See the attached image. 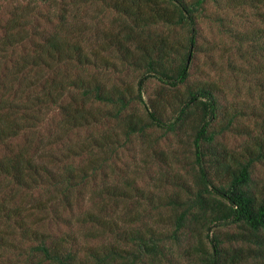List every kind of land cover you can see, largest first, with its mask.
<instances>
[{
  "label": "trees",
  "instance_id": "trees-1",
  "mask_svg": "<svg viewBox=\"0 0 264 264\" xmlns=\"http://www.w3.org/2000/svg\"><path fill=\"white\" fill-rule=\"evenodd\" d=\"M211 5L0 0V264H264V143L229 150L236 114L191 80ZM156 131L192 183L150 178L181 165Z\"/></svg>",
  "mask_w": 264,
  "mask_h": 264
},
{
  "label": "rangeland",
  "instance_id": "rangeland-1",
  "mask_svg": "<svg viewBox=\"0 0 264 264\" xmlns=\"http://www.w3.org/2000/svg\"><path fill=\"white\" fill-rule=\"evenodd\" d=\"M219 1L220 6H210L207 12L209 20L200 22L201 36L206 39L203 46L209 45L199 55L191 80L210 83L217 89L224 106L229 108V116L236 114L233 131L224 135L223 143L237 154L243 152L246 145L255 147L260 142L264 143V0ZM94 12H101L98 13L102 17L101 27L107 32L114 14L101 9L99 5ZM218 18H224L223 25ZM207 49L211 50L208 53L210 58L207 57ZM128 80L134 82L135 74H131ZM155 88H158L157 83L150 82L144 99L150 97ZM153 134L159 137V146L166 153H170L171 149L177 153L181 165H173L172 168L164 165L160 168L159 164H154L150 178L154 180L161 176L160 172L165 174L167 171L170 181L173 176H182V180L192 183L190 174H186V165L192 161L189 141L187 143L184 136L180 142L173 137L170 140L162 139L159 131ZM135 145L139 159L140 147L146 146L140 140ZM253 174L255 179L263 182L261 191L264 192V162L255 163ZM166 190L160 189L154 194L168 193Z\"/></svg>",
  "mask_w": 264,
  "mask_h": 264
}]
</instances>
